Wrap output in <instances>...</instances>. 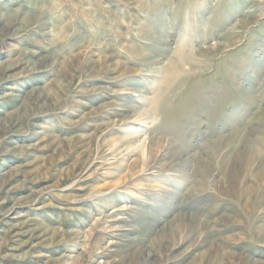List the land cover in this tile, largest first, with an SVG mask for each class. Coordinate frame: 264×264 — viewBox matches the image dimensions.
Masks as SVG:
<instances>
[{"label":"rangeland","instance_id":"374dc122","mask_svg":"<svg viewBox=\"0 0 264 264\" xmlns=\"http://www.w3.org/2000/svg\"><path fill=\"white\" fill-rule=\"evenodd\" d=\"M0 264H264V0H0Z\"/></svg>","mask_w":264,"mask_h":264},{"label":"bare ground","instance_id":"6f19581e","mask_svg":"<svg viewBox=\"0 0 264 264\" xmlns=\"http://www.w3.org/2000/svg\"><path fill=\"white\" fill-rule=\"evenodd\" d=\"M23 30H24V29L17 28L15 32H12L11 34H9V35H10V38L8 37L7 34H6V36H5V30H4V35H3V37L5 36V38L8 37L9 39H16V38H18V37L21 36V32H23Z\"/></svg>","mask_w":264,"mask_h":264}]
</instances>
